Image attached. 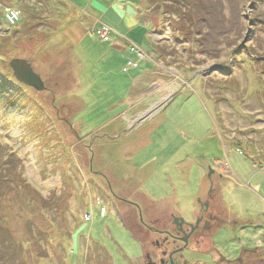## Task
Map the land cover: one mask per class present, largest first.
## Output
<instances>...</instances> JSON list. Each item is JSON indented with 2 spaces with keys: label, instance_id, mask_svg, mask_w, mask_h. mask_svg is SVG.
<instances>
[{
  "label": "rangeland",
  "instance_id": "1",
  "mask_svg": "<svg viewBox=\"0 0 264 264\" xmlns=\"http://www.w3.org/2000/svg\"><path fill=\"white\" fill-rule=\"evenodd\" d=\"M9 11L19 13L14 25L3 20ZM13 59L30 63L45 91L18 83ZM128 62L137 68L123 71ZM193 75L204 80L186 87ZM162 90L179 93L128 130ZM262 111L264 5L256 0H0V180L15 185L0 208L26 264H144V254L157 261L161 250L178 264H264V200L252 206L251 192L211 166L218 155L250 165L248 139L233 147L231 133L251 126L238 123L246 112ZM206 129L217 137L203 139ZM251 174L264 183L262 171ZM196 218L199 236L184 250L173 221ZM40 249L50 257L36 258ZM12 253L0 248V264H16Z\"/></svg>",
  "mask_w": 264,
  "mask_h": 264
},
{
  "label": "crops",
  "instance_id": "2",
  "mask_svg": "<svg viewBox=\"0 0 264 264\" xmlns=\"http://www.w3.org/2000/svg\"><path fill=\"white\" fill-rule=\"evenodd\" d=\"M148 36L151 38L153 45L157 44L158 41H161V38L158 37V35L155 32V30L149 31ZM166 42H169V39H167ZM147 58L148 57H146L143 61H147ZM137 62H140V61L137 60ZM155 62H158V64L159 63L162 64L161 63V59L159 57H158V59L156 61H154V63ZM153 72L155 74L158 73L157 70H153ZM136 77L138 78V76H136ZM136 79L134 80V83H135ZM188 79H186V80H188ZM195 79H198L199 82H201V80H204L201 75L198 76V77L196 76L195 78H194V75H193L190 78V81L191 82L188 81V82H190V84H188V85L186 84L187 85L186 87L190 86ZM202 85L203 84H201V86ZM186 87H184L182 89H185ZM162 92L164 93L163 94L164 96L162 98H161V96H159L160 98H158L156 102H154L153 104H151L150 108L149 107H146V108H143L145 110H143V109L142 110L146 112V111L152 109L153 107L159 105L162 102L161 107L155 111V112H157L158 110L162 109L165 105L169 104V102L173 101L175 99V97L178 96V93H179V91H177V90L176 91H173V92L166 91V90H162ZM202 92L204 94L203 89H202ZM169 93L170 94L172 93L168 97L169 100L166 101L167 100L166 99L164 101L163 98L166 97L165 94L166 95L167 94L169 95ZM118 102L119 103L116 104V106L121 107L122 104H123V102L122 101H119V100H118ZM116 106H114V107H116ZM138 106L139 107L141 106V103L140 102H139ZM140 112L137 114V116L138 115L139 116L136 119H138L143 113H145V112H143L140 115ZM155 112H153V113H155ZM249 114L252 115L253 113L252 112H246L245 113V116L243 118H239L238 119V123L239 122L242 123L243 122L242 120L244 119V120H248L251 123L250 124L251 126H249L247 128L238 127L237 130H236V132L234 133V130H233V132L231 134L234 137V139L232 140L233 147H240L241 148V144H244L245 143V141L243 139H245V138L248 139L246 153H244V154L248 158V161L251 162L250 165L246 164V162L241 161V159L238 158V160H237L238 163L240 162V163H243V164H240L239 163V165H238L236 163L235 166H231L228 163L229 160H228L227 156L225 157V160H223V158L218 155L217 157L211 156L212 157V164H211V166H217L218 167V175H217V177L220 180H223V181H227V180L228 181H231L232 184L231 183L230 184L232 186H235V187L239 188L241 191H243V192H245V191L251 192L256 199H251L249 202L252 203L251 204L252 206L256 207V206H259L258 203H260L261 200H264V197L261 196V191H264L263 190L264 189L263 188L264 183H260L259 179H257L258 178V175L257 176L252 175L251 172H252L253 169H259L260 171H262L264 173V137L262 136L264 134V120H263L264 119V111H262L261 113H255V114H257V117H254V118L251 117ZM151 115L147 119H149L151 117ZM136 119H134L133 121H135ZM252 119H254V121H252ZM215 134H216V132L212 131L211 129H206L204 131V133H203V137H204L203 139L211 140L212 138L217 137V136H215ZM221 134H222V131H221ZM221 139H222L221 140L222 141L221 143L223 145L224 144V140H223V138H221ZM217 140H218V145H219V137L217 138ZM237 155L239 157L244 156L243 154L242 155L237 154ZM251 159L256 160L260 164H257L256 162L252 161ZM224 161H226V162H224ZM250 168H251V172H250ZM257 197L260 198L259 201L257 200ZM99 205H100V207L103 206L100 203H99ZM262 207H263V209L260 210L259 212H261V213L264 214V205H262ZM106 214H107V211H106L105 215L102 218H104L106 216ZM98 215H99V213H98ZM99 217H101V216L99 215ZM248 224H249L248 226H253L254 225L253 223H252V225L250 223H248ZM85 241H86V246L91 247L92 244H93V245L97 246V248H100V246L98 244H95L94 242H90V240H85ZM77 245H78V247H80V250L83 249V246H81V239H80V241L79 240L77 241Z\"/></svg>",
  "mask_w": 264,
  "mask_h": 264
},
{
  "label": "water",
  "instance_id": "3",
  "mask_svg": "<svg viewBox=\"0 0 264 264\" xmlns=\"http://www.w3.org/2000/svg\"><path fill=\"white\" fill-rule=\"evenodd\" d=\"M9 66H10V69L12 70V75L14 79L18 83L26 87H29L37 92L45 91V86H44L43 81L41 80L40 76L34 72L30 63L22 59H13L9 63ZM161 105H162V102L159 105L153 107L152 109L146 111L143 115H141L138 119H136L132 123V125L130 126L128 130L134 129L139 124H141L143 121H145L149 117V115H151L153 112L159 109ZM173 222H174V226H176L179 232L183 233L184 231L182 229V226L184 224V221L182 219H174ZM182 242L186 244L187 239H184ZM146 259L148 261L150 260L149 255L146 256Z\"/></svg>",
  "mask_w": 264,
  "mask_h": 264
},
{
  "label": "trees",
  "instance_id": "4",
  "mask_svg": "<svg viewBox=\"0 0 264 264\" xmlns=\"http://www.w3.org/2000/svg\"><path fill=\"white\" fill-rule=\"evenodd\" d=\"M257 1V3H259V4H263L264 5V0H256ZM183 29L185 30V28H184V26H183ZM187 30H189L188 28H186ZM183 31V30H182ZM181 31V32H182ZM99 37V36H98ZM107 41H108V39H107ZM107 41H105V42H107ZM104 42V41H103ZM133 46V45H132ZM130 47H131V45H130ZM131 52V51H130ZM131 53H133V52H131ZM147 57V56H146ZM137 59H139L138 57H137ZM139 61V60H138ZM129 63H132V62H128L127 63V65H126V67L125 68H123V71L125 70V69H128V71H129V68H128V64ZM132 64H136V63H132ZM137 66L138 65H136V67L135 68H137ZM127 71V70H126ZM9 180V179H8ZM3 181H1L0 180V203L2 202V200L7 196V195H9V193H11L12 191H14V188H12V187H14L15 185H14V182H12V181H10L9 182V185L11 186H9V187H5L6 185L5 184H3L2 183ZM102 207H105V206H102ZM102 207H100V208H102ZM100 208H99V211H100ZM6 211L7 210H5V209H3L2 208V205H1V208H0V248H5V249H8V252L12 249V255L11 256H13V259L11 258V257H8L9 258V260L11 261L12 260V262H15L16 264H26V262H25V257H24V252H23V247H22V245H18V246H15L14 244H13V240H12V238H11V235H10V233L8 232V229H7V227H6V225L5 224H7L6 223ZM84 216V215H83ZM40 232V231H39ZM39 232H37V233H39ZM38 235H40V233L38 234ZM35 239V238H34ZM37 240V239H36ZM16 244V243H15ZM15 246V247H14ZM34 254V256L36 257V258H44V257H50L49 256V254L48 253H46L44 250H39L38 252H33ZM1 254H3L4 256H9L7 253H3V252H1ZM0 254V260H2L3 259V257H2V255Z\"/></svg>",
  "mask_w": 264,
  "mask_h": 264
},
{
  "label": "flooded vegetation",
  "instance_id": "5",
  "mask_svg": "<svg viewBox=\"0 0 264 264\" xmlns=\"http://www.w3.org/2000/svg\"><path fill=\"white\" fill-rule=\"evenodd\" d=\"M121 221L122 222H124L125 221V219L124 218H122L121 219ZM200 219H197L196 218V220L194 221V223H192V224H190V223H185L184 222V224H183V229H184V232L183 233H179L178 231H177V228H176V231H177V233H179V234H176V235H174L173 236V238L175 239V240H177V241H179V240H181V242L184 240V239H187L188 240V243H189V240H190V238H194V237H198L199 235H197L198 234V232H197V230H198V228H199V225L201 224L200 222ZM194 227H195V229H194ZM208 227V225L207 224H205L204 225V229H206ZM191 231H192V233H191ZM130 232V231H129ZM130 234H131V232H130ZM132 235V234H131ZM200 242H202V240L200 241ZM183 243V245H182V247H184V250L187 248V246H188V243H187V245H184V242H182ZM152 245H154L153 247H157V249H160V246H159V244L158 243H153ZM142 249H143V247H141ZM158 252H160L159 254H161V257H160V259H158L157 261H152V255L151 254H149V253H146V254H144L143 256H142V262L144 263V264H178L177 262H174V260H173V257H174V255L172 254V252L170 253V254H168L167 255V257H166V252H165V250H161V251H158ZM215 252L217 253V251L215 250ZM219 252V251H218ZM215 253V254H216ZM220 253V252H219ZM147 255H149V257H150V260L148 261L147 259H146V256ZM206 255V254H205ZM217 255L219 256V254L217 253ZM216 255H212V259H213V262H215V261H217V258L215 257ZM165 257H166V260L164 261V259H165ZM138 261L136 260L135 262H133V264H135V263H137ZM195 262V264H207V263H204V262H200V261H194ZM188 262H187V258L185 257L184 259H183V261L182 262H179V264H187Z\"/></svg>",
  "mask_w": 264,
  "mask_h": 264
},
{
  "label": "built area",
  "instance_id": "6",
  "mask_svg": "<svg viewBox=\"0 0 264 264\" xmlns=\"http://www.w3.org/2000/svg\"><path fill=\"white\" fill-rule=\"evenodd\" d=\"M18 12H14V11H9V12H7V13H5V15H4V19H5V22L7 23V24H10V25H14L16 22H18L19 21V16H18ZM103 30H104V28L103 29H101V30H99V35H100V37H101V40L102 41H107V39H108V34H105L106 36L105 37H103V36H101V34H102V32H103ZM102 31V32H101ZM105 31V30H104ZM130 51L131 52H133V53H136V55H137V57L139 58V59H141V60H143V59H145V54L139 49H135L134 48V46H131L130 47ZM136 67V65L135 64H132V63H129L128 64V67ZM125 71H126V69H125ZM237 151H239V150H237ZM239 154H242V152L241 151H239ZM105 213H106V208L105 207H102V208H100V211H99V215L101 216V217H103L104 215H105ZM83 219H84V221L85 222H89L90 220H92L93 219V217H92V215L91 214H84V216H83Z\"/></svg>",
  "mask_w": 264,
  "mask_h": 264
}]
</instances>
